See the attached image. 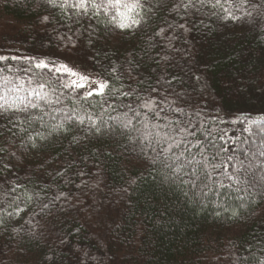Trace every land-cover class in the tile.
Masks as SVG:
<instances>
[{
  "label": "trees",
  "instance_id": "trees-1",
  "mask_svg": "<svg viewBox=\"0 0 264 264\" xmlns=\"http://www.w3.org/2000/svg\"><path fill=\"white\" fill-rule=\"evenodd\" d=\"M150 3L154 12L147 22L126 30L108 22L110 13L67 20L42 0H0V55L58 64L71 57L111 77L117 89L178 93L187 111L219 115L212 126L245 141L232 149L245 159L261 140L255 126L253 133L243 132L241 124L247 123L232 121L264 114V21L255 14L225 20L219 9L205 7L191 10L186 17L190 30L184 31L177 26L185 23L183 10L180 15L171 11L175 0ZM44 15L50 22L41 21ZM160 28L163 36L156 35ZM73 96L62 95L55 107L68 110ZM135 98L105 97L116 111L92 102L88 111H103L108 125L100 133L88 132L85 123L37 138L35 146L24 134L0 137V264L264 261L260 194L237 192L234 186L227 195L205 197L198 188L166 179L167 171L151 165L140 145L109 119L120 117ZM53 123L48 116L43 123L34 121L32 134L47 133ZM232 209L241 216L233 217Z\"/></svg>",
  "mask_w": 264,
  "mask_h": 264
},
{
  "label": "snow or ice",
  "instance_id": "snow-or-ice-1",
  "mask_svg": "<svg viewBox=\"0 0 264 264\" xmlns=\"http://www.w3.org/2000/svg\"><path fill=\"white\" fill-rule=\"evenodd\" d=\"M42 3L59 10L60 15L67 20L75 17L78 21L81 17H99L102 13H110V18L106 17L108 22L126 30L139 28L154 12L150 0H42ZM205 7L219 9L223 12L221 18L225 20L239 21L255 14L264 21V0H175L171 11L180 15L183 10L185 23L177 26L189 31L187 15L193 9L200 11ZM212 14L217 15L216 12ZM41 21L50 22V17L44 15ZM172 27L169 25V28ZM164 33L165 29L160 28L156 35L163 36ZM60 39L65 38L61 36ZM68 42L75 43L71 39ZM11 61L24 63L13 65ZM168 83L171 84V81ZM145 91L146 95L131 89H117L111 77L93 78L66 63L58 64L33 56L0 55V121H4L0 124V137L5 133L10 137L24 134L35 146L37 138L47 139L53 132L71 131L73 124L79 127L85 123L88 132L100 133L108 125L103 118V111L99 115L88 111L92 102L101 109L104 104H108L112 111H116V106L110 100H105V97L115 100L117 95L125 98L135 95L132 103L124 105L126 111L120 117L109 115V119H115L118 127L127 131L130 142L140 145V152L151 165L159 164L167 171L166 179L187 183L192 189L198 188L205 197L208 193L217 197L227 195V190L235 186L237 192L258 193L264 201V114L237 117L232 121L234 124L245 121L248 126L241 124L243 132L253 133L255 126V134L261 140V144L255 150L250 149L249 155L242 160L232 149L245 141L229 136L226 131L216 130L212 125L219 121V115L187 111L182 106L187 101L182 100L178 93L167 92L161 96L159 88ZM73 93L72 107L68 110L55 107L61 104L62 95L72 96ZM45 108L51 111H45ZM45 116L55 123L49 126L47 133L35 131L33 135V122L43 123ZM73 139L76 140L75 137ZM76 142L79 143L78 140ZM0 151L3 149L0 148ZM149 151L154 155L149 156ZM222 189L225 191L221 192ZM15 199L18 197H14L13 202ZM231 215L239 218L241 213L232 209ZM258 264H264V261H258Z\"/></svg>",
  "mask_w": 264,
  "mask_h": 264
},
{
  "label": "rangeland",
  "instance_id": "rangeland-1",
  "mask_svg": "<svg viewBox=\"0 0 264 264\" xmlns=\"http://www.w3.org/2000/svg\"><path fill=\"white\" fill-rule=\"evenodd\" d=\"M63 63H66L70 67H72L74 70L81 72V73H84L86 75H89L93 78H96L97 76H99V75H97L96 72L88 69V67L85 65L84 62L78 61L77 59L68 57L67 59L63 60Z\"/></svg>",
  "mask_w": 264,
  "mask_h": 264
}]
</instances>
